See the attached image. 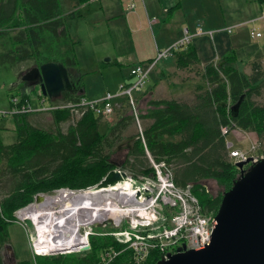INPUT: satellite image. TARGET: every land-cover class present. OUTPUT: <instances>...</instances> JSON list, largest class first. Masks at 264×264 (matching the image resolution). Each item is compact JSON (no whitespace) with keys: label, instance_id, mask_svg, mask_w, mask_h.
I'll return each instance as SVG.
<instances>
[{"label":"trees","instance_id":"1","mask_svg":"<svg viewBox=\"0 0 264 264\" xmlns=\"http://www.w3.org/2000/svg\"><path fill=\"white\" fill-rule=\"evenodd\" d=\"M86 1L76 0V5ZM255 1L264 10V0ZM74 15L72 12L68 16L73 18ZM60 27L64 35L62 38L67 37L58 0H0V43L6 46L2 50L4 52H0V63L9 64L16 72L24 71L25 66L21 65L28 60L34 63L33 66L55 61L67 68L73 67L75 62L72 58L66 56L57 60L49 53L56 51L51 41L57 38ZM8 30L17 32L11 35L12 32ZM41 51H47V54L41 55ZM172 54L180 69L190 68L196 62L192 50L173 51ZM226 64L219 67L210 65L204 74L199 75L204 85L196 87L191 102L154 101L151 103L154 109L148 115L141 116L153 120L142 131L150 157L155 162H163L171 170L177 186L190 185L202 209L213 214L217 212L221 197L199 199L196 193L201 189L200 181L214 180L227 191L238 175L231 160L226 161L228 151L221 127L233 123V128L264 137V107L250 100L252 92L258 93V88L264 84V73H259L254 66L252 75L248 77L232 66V58H228ZM76 89L81 90L80 82L76 83ZM242 95L244 99L238 113L236 117H231L228 107L221 104H233ZM80 97L73 92H64L60 99L66 102L76 101ZM27 114L14 115L17 132L15 143L4 145L0 140V183L6 189L0 200V245L8 243L6 229L14 218V212L31 203L35 195L58 188L92 187L115 168L117 165L111 161L114 152L109 148L105 150L106 146H110V130L121 131L131 121V116H126L115 127L106 124L107 132L100 134L98 127L104 122L91 111H83L77 117L68 111L58 110L52 113L56 124L71 121L65 134L57 130L53 135L32 127ZM144 144L140 142V136L135 137L132 147L125 154L123 165L118 167L125 170L127 159L131 158L132 162L128 164L131 176H152ZM89 243L90 249L83 253L42 257L39 264H99L105 249H122L109 236H90ZM161 257L162 253L152 251L148 257L150 260L143 264H155ZM0 264H3L1 255ZM110 264H132L129 251L120 252Z\"/></svg>","mask_w":264,"mask_h":264},{"label":"rangeland","instance_id":"2","mask_svg":"<svg viewBox=\"0 0 264 264\" xmlns=\"http://www.w3.org/2000/svg\"><path fill=\"white\" fill-rule=\"evenodd\" d=\"M204 1L205 0H188L186 2L185 0H183V5L188 4L191 10L193 9V4H196L195 12L197 19L202 20L201 22L198 21V23L195 22L194 24H188L186 28L191 33L196 29V25H200L205 31H214L218 29L232 27L235 24L239 25L249 20H254L259 14V8L256 4V1H253V3L247 2L246 0H229V2L225 1L221 7L225 13L226 20H233L235 18L240 19L234 21L235 24L231 23L233 25L229 24L224 25L220 28H215L214 26L216 24V18L212 16L214 15V10L216 11L215 7H217L218 4L215 3V1L213 0L215 9H212L211 11L207 12L206 24L204 22L205 19L201 16V11L197 9L198 4L200 3V5H203ZM131 2L132 0H103L98 4L90 6L89 10L91 11V14L90 16H85L84 12H86V9L88 7L85 8L84 5L83 7H76V0H58L59 11L63 16L62 19L65 24L67 37L62 38L64 37V35H62L60 27L57 32V38H52L51 41V44H53L52 47L56 51H49V53L53 54V57L57 60H60L62 57L65 58L66 56L74 60L75 65L71 68H68V70L71 75H74L78 79V82H80L81 89L85 96L84 98L86 99H89L91 101L100 100L107 93H110L111 95H116L119 92L120 85L123 82L133 80V77L130 76L131 69L135 65L143 63V61L146 60L145 58L147 57L140 58V54L149 55L152 61L157 57L158 51H164L165 49H168L176 43L175 42L164 49L156 50V46H160V42L158 40V44H155V27L152 25V27H149L146 22H141L144 17H140L139 19L136 18V16L129 17L127 11L130 8L126 10V7ZM207 4L210 5L209 0H207ZM132 5L133 7H136L134 8L135 10L132 11V13H137L139 7H137L136 1H133ZM72 7H74L73 11L75 12L74 18H70L66 15V13H68L72 9ZM153 9L155 10L156 7H153ZM103 10L104 15L102 12ZM235 11L239 13L235 14ZM248 17L254 18L248 20ZM217 21H220L219 17ZM261 21H255L253 24L249 23L248 26L238 27L231 34V37H234L235 35H238V33H242V45L240 46V48L236 49V51L242 52L239 55L240 57H238L236 54L234 62L235 67L242 72L243 68L248 67V73H246L248 77L252 75V69L254 68V66L259 73H264L263 61L259 62V60H251L254 63H250L251 65L249 67L248 58H246L245 53H243V51H248L250 54L255 55V51H264V45L261 46L264 42V37L260 38L259 40L251 39L249 36L250 28L257 26L260 27V24L263 23ZM142 23H144V25L141 27ZM8 31L12 32L11 35L17 32V30ZM261 33L263 35L264 31L261 30ZM1 44L2 47L0 46V52H4L2 50H4L3 48L6 49V46L3 45V42H1L0 45ZM133 46L135 51H137V55H135L133 59L129 60L127 58H117L119 57L118 55L125 56L127 55L125 54V52L133 51ZM139 47L145 48L146 51H139ZM42 54H47V51H41V55ZM261 54L264 55V52H261ZM171 58L167 57L156 62L155 67L151 71L152 73H149L148 79L146 81L147 84L145 83V85L141 88V91H144L146 89V86L150 87L151 83H155L158 81V79L154 78V75L156 76V70L160 67L161 63L166 62L168 60L171 61ZM27 62L26 64L23 63V65H21L25 66L22 70H25L26 67L30 68L34 64L30 60H28ZM237 62H239V64H237ZM195 76L199 77V75L196 74ZM17 83L19 82L16 78L14 68H12L7 63H0V113L9 112L18 103H23V97L21 96V87H23L24 85L23 83ZM196 83L199 85L198 82ZM173 86H176V94H178L179 96H187L189 92L193 89V87H195L192 86L190 83L184 82L178 85H176L175 83L173 84ZM38 95V88L30 92L29 98L32 110H39L42 106L40 101L38 100ZM15 97L17 98L18 103L12 105L11 100H13ZM250 100L255 105L264 107V84L260 88H258V93L252 92ZM46 102L48 103L49 100L46 99ZM46 104L44 106H46ZM154 107L155 106H152V109H154ZM143 111L145 110H141L138 104V123L133 119L130 108L123 103V107L115 110L114 114L110 118L106 119L105 117L100 116L101 120L104 123L101 122L99 124V133L103 134L107 132V125L115 127V125L121 123V120L124 117L131 116V121L129 120L128 123L133 122L136 129V134L137 136H139L140 130L143 131L147 123L145 120H143V118H141V116L144 115L142 113ZM53 112L54 111L47 113H39L40 115L35 118L28 117V119H30L31 126L42 129L44 130V132L46 131V133H53V135H56L57 130L61 134H65L67 132V125L70 123L71 119H69L68 122H60L56 124V121L54 120L52 115ZM11 119H14V117L9 114H6L5 116H2L0 118V126L4 129V132H2L0 129V137L1 141L6 145L12 144L17 141V132L14 131V122ZM138 124L140 125V130L138 128ZM120 130L121 131H118V129H114L113 131L110 130V138L108 141L110 143V146H106L105 144V150L109 148V151L114 152V154H112L111 161L117 166L123 165L126 159L125 154L132 147V144L135 140V137L132 138V135H128L126 132H124L125 128L123 130ZM232 131L237 133L241 137H234L233 135H230ZM248 133L249 132L243 130L241 131L240 129L236 128L230 130L225 136L226 141L229 144H233L230 150H240L242 152H245V155H252L253 153L247 152L250 151V146L253 144V146L255 147L256 154L263 155L262 157H264V137L256 136V142L250 143L247 139ZM249 137L252 138V134H250ZM141 140L142 139L140 137V142ZM227 153L225 155H227ZM228 159L230 160V158L228 157L226 161H228ZM127 160L128 164H131V158ZM147 160L148 164L150 165L148 157ZM250 163L253 162L251 161ZM1 164L5 165V162H2ZM128 164H126L125 170L130 174V172L132 171H130V167ZM0 187H4L3 183H0ZM200 187L201 189H199L196 194L201 200L208 198L214 199L219 196L221 197L224 191L222 186H220L216 181L210 179L200 181ZM4 193H6V189H0V200L4 196ZM39 194L52 195L53 191L40 192ZM59 201L60 199H58V202ZM61 202V204H63L65 202V199ZM80 203L81 202L78 201V205H80ZM61 204L59 205V208L57 207L56 209L60 210ZM67 212H69V210ZM77 213H79V211ZM26 225L30 229H32L31 225L28 222H26ZM93 230L110 231L113 230V228H110L109 226L105 228H103L102 226H98V228H95ZM6 231L9 239L8 243L0 245V255L3 264H18L19 262L23 261H27L29 262V264H34L25 233L26 231L21 228V226L14 223L13 219H11L10 223L7 225ZM65 255H56L52 256L51 258ZM148 257L146 259L147 261L150 260ZM41 262L42 259L40 257L35 259V264H39Z\"/></svg>","mask_w":264,"mask_h":264},{"label":"built area","instance_id":"3","mask_svg":"<svg viewBox=\"0 0 264 264\" xmlns=\"http://www.w3.org/2000/svg\"><path fill=\"white\" fill-rule=\"evenodd\" d=\"M132 6L130 5V8ZM261 19H264V10L259 18L245 22L242 25L253 24ZM230 30L231 28L205 31L200 25H196L193 33L185 29L183 37L168 49L158 51L154 60L135 65L130 71L133 80L123 82L116 95L107 93L102 99L93 101L84 97H80L76 101L64 102L60 100L46 106L42 101L39 110H32L30 103L27 101L18 103L15 97L11 100L12 105L18 104L11 111L0 113V116L66 110L77 117H80L83 111H91L94 115L108 119L114 114L115 110L122 108L124 103L130 108L133 119L139 123L135 94L145 85L156 62L172 56L173 51L189 45L195 37L204 35L212 39L216 32L229 33ZM249 36L251 39H259L262 37V33L258 28L253 27L249 30ZM38 99L45 98L38 95ZM233 127V123L222 126L221 134L225 137ZM138 128L140 130L139 124ZM139 136L144 144L141 130ZM231 147L232 144L226 142L228 157L233 165L246 162L248 159L255 163L263 156L256 154L253 144L250 146V151L247 152L253 153L252 155H245V152L240 150H230ZM144 148L150 161L152 176H137L135 178L151 193V197L148 199L138 201L135 192H130V203L126 204L122 203L118 197V192L122 191L121 188L114 190L102 189L103 191L98 190L91 196L83 198L82 203L77 207L69 206L68 209H64L63 213H53L48 217H42L46 214L39 215L41 222L36 220L37 216L26 213L36 204L34 199L14 213V223L26 231L34 264L35 259L39 257L83 253L90 249V236H109L122 246L120 251H115L112 248L102 251L99 264H110L124 250L129 251L132 264H143L152 251L162 253L161 258L166 259L167 253H175L182 245H184L185 250L198 251L209 244L212 231L216 225V213L213 214L212 211L205 212L192 193L191 186H177L173 181L171 170L163 162H155L147 152L145 144ZM126 174L131 175L128 172ZM90 188H58L53 190L52 195L40 194V197H58L62 195L64 198L69 199L73 193L83 194L89 191ZM88 200L94 201L97 205L87 206ZM91 208L97 213H89ZM67 210H69L68 213H66ZM104 210L109 213H102ZM78 211L79 213H77ZM37 214L35 213V215ZM89 215H91V221H89ZM77 218L80 225L74 228L73 223ZM26 222L31 225L32 229L26 225ZM93 224L103 228L109 226L113 230L97 232L93 230L95 229L92 227ZM54 242L56 244L61 242V244L56 245Z\"/></svg>","mask_w":264,"mask_h":264},{"label":"water","instance_id":"4","mask_svg":"<svg viewBox=\"0 0 264 264\" xmlns=\"http://www.w3.org/2000/svg\"><path fill=\"white\" fill-rule=\"evenodd\" d=\"M31 91L38 88V94L57 100L64 92H72L76 85L68 68L61 62L50 61L29 68L18 76ZM17 83V84H19ZM82 91V90H81ZM242 95L228 107L231 117H236ZM235 164L238 177L231 187L222 193L215 215L216 225L209 244L202 250H185L184 245L175 253H167L155 264H264V157L255 163ZM135 192L138 201L148 199L151 193L134 176L115 166L89 190L90 192L125 187ZM40 194L34 202H39ZM97 228V224L92 225Z\"/></svg>","mask_w":264,"mask_h":264},{"label":"crops","instance_id":"5","mask_svg":"<svg viewBox=\"0 0 264 264\" xmlns=\"http://www.w3.org/2000/svg\"><path fill=\"white\" fill-rule=\"evenodd\" d=\"M102 1L103 0H87L83 4H80V5L75 4V6L83 7L84 5L85 8L88 7L86 9V12H84L85 14L84 13L83 14L85 16H88V15L90 16L91 11L89 10V7L95 4H98L99 2H102ZM133 1H136L137 7H139V10L137 11V13H132V11L135 10L134 8H136L135 6L134 7L132 6L130 8V5H132ZM185 1L187 2L188 0H185ZM214 1L215 3L218 4V6L215 7L216 11L214 10V15L212 16L216 18V24L214 26L215 28H220V27H223L224 25H229L231 23L235 24L234 21L240 19V18H235L233 20H228V21L226 20L225 13L222 10L221 6L225 1L229 2V0H214ZM214 1L209 0L210 5L207 4V0L203 2V5H200V3L198 4L197 9L201 11V16L205 19L204 22L206 24H207V16H206L207 12L211 11L212 9H215ZM246 1L253 3V1L255 0H246ZM230 3H233V2H230ZM256 4L258 5V8H259V14L256 17L259 18L262 14L263 9L261 10L259 3H256ZM153 7H156V9L154 10ZM73 8L74 7H72V9L68 13H66L67 16L70 13L74 12ZM127 9H128L127 14L129 15V17L136 16V18L138 19L140 17H144V19L141 20V22L142 21L146 22L149 25V27H152V26L155 27V36H156L155 44L157 43L158 40L160 42V46L159 45L156 46V50L164 49L172 45L173 43L179 41L183 37L184 30L187 29L186 27L188 26V24H194L195 22L198 23V21L200 22L202 21L201 19H197L196 12H195L196 4H193V9L191 10L188 4L183 5V0H145V2L144 0H132V2L129 5H127L126 10ZM102 12L104 15V10ZM236 13H239V12L235 11V14ZM217 16L220 18V21H217L218 20ZM61 17H63L62 14H61ZM252 18L254 17H248V20ZM151 19H155V20H151ZM261 20H257V21H261ZM263 20L261 21L263 23L260 24V27L259 26L256 27L259 29L260 32L261 30L264 31V29H262L264 28ZM242 24H239V25L235 24L232 27H228V28H231L229 33L222 32V31L216 32L212 39L204 35L195 37L189 45L175 50V51L192 50L195 53L196 62L192 64L190 68L180 69L177 65L175 55H172L171 57L173 58L169 57L171 58V61L168 60L166 62L161 63L160 67L156 70V73H155L156 76L154 75V78L158 79V81L155 83H151L150 87L146 86V89L144 91L140 90L135 94L136 99H137V104H139L140 109L145 110L142 113L144 115H148V113H150V111L153 110L151 103L154 101L186 100L188 102H191V100L193 99L194 90L196 89V87L204 85L203 84L204 80L200 76L201 74H204L205 69L208 66L212 65L214 67L215 66L219 67V66H224V64L227 65L226 60L228 58H232V63H233L232 66H235L234 58L236 54L238 57H240L239 55L242 52V51H236V49L240 48V46L242 45L243 38H242V33H238V35H235L234 37H231V34L238 27L248 26V24H245V25H242ZM143 25L144 23L141 24V27ZM218 30H222V29H218ZM218 30H214V31H218ZM137 33H138V30H137ZM263 37H264V33L261 38ZM263 45H264V42L262 43L261 46ZM139 51H146V49L139 47ZM261 52H264V51H260V52L255 51L256 54L252 55L248 51H243V53H245L246 55V58H248L249 67L251 65L250 63H254L251 60H259V62L263 61V64H264V55L261 54ZM125 54H124L125 56L118 55L119 57L117 58H127L131 60L133 59L135 55H137V51H135L134 46H133V51L125 52ZM142 57H147L145 58L146 60L143 61V63L151 61L150 56L147 54H140V58ZM237 64H239V62H237ZM247 68L248 67L243 68V72L245 73V75L246 73H248ZM28 69H25L22 72L14 71L16 74V78H18L20 74L26 72ZM195 74L200 75V76L199 77L195 76ZM183 82L190 83L192 86H195L189 92L187 96H179L178 94H176V86H173V84L175 83L176 85H178ZM196 82H198L199 85ZM81 90L78 91L77 94H79L81 97H85L83 94V91ZM29 91L30 90L27 89L26 86L21 87V96L23 97L22 98L23 102L27 101L30 103V98H29L30 92ZM72 92L74 93V91ZM46 99L47 98L41 99V100L38 99V100L40 101V103L44 101V104H46L47 103ZM48 100L49 102L46 105L52 102L60 101L61 99H57V100L48 99ZM34 113H36L37 115H34ZM34 113H28L26 117L35 118L40 115L39 113H47V112H34ZM11 120L14 122L13 127H14V131L16 132L15 120L14 119H11ZM143 120L147 122L146 126L150 125L153 122L152 118H148L147 116H145ZM0 129L2 132H4V129L1 126H0ZM124 132H126L128 135H132V138L137 137L136 129H135L133 122H130V124L126 125ZM250 134L252 133L250 132L248 133V138H247L248 141L250 143H255L256 142L255 134H252V138L249 137ZM230 135H233L234 137H241L240 135H238L237 133L233 131L230 133ZM0 140H1V137H0ZM225 140H226V137H225ZM2 144L4 143L2 142Z\"/></svg>","mask_w":264,"mask_h":264},{"label":"bare ground","instance_id":"6","mask_svg":"<svg viewBox=\"0 0 264 264\" xmlns=\"http://www.w3.org/2000/svg\"><path fill=\"white\" fill-rule=\"evenodd\" d=\"M129 186H130L129 184H126L125 187H122L121 188L122 191L121 192H118V197H119V199H120V201L122 203H126V204L127 203H130V199H131L130 192L131 191L129 190ZM104 190H106V189H104ZM96 192L97 191L90 192V190H89V191H86L83 194L73 193V195H71V196L69 195L70 196L69 199L64 198V196H62V195H60L58 197H53V196L43 197L42 196V197H40L39 202H37L33 206V208H31L26 213H29V215H31V216H37L36 217V220L38 222H41V217H40L41 215L46 214V215H43L42 217H48V216H50L53 213H63L64 209H68L69 206L77 207L78 206V201H80L82 203L81 200L83 198H86V196H91L93 193H96ZM58 199H60L59 202H58ZM64 199H65V202L63 204H61L62 203L61 201L64 200ZM59 203L61 204L60 210L56 209L58 207V205H60ZM88 205L96 206L97 204L94 201H89L88 200L87 206ZM46 209H48V210L46 211ZM35 213H38V214L35 215ZM66 213H68V212H66ZM89 213H97V212L93 208H91V210H90ZM102 213H109V212L107 210H104ZM89 221H91V215H89ZM79 225H80L79 224V220L77 218L74 221L73 226H74V228H77ZM54 244H56V243L54 242ZM57 244H61V242H59V243L57 242Z\"/></svg>","mask_w":264,"mask_h":264},{"label":"flooded vegetation","instance_id":"7","mask_svg":"<svg viewBox=\"0 0 264 264\" xmlns=\"http://www.w3.org/2000/svg\"><path fill=\"white\" fill-rule=\"evenodd\" d=\"M72 76V79H73V81H74V83H75V85H76V83H78V79L74 76V75H71ZM74 93H76L77 94V89L75 88L74 90Z\"/></svg>","mask_w":264,"mask_h":264},{"label":"clouds","instance_id":"8","mask_svg":"<svg viewBox=\"0 0 264 264\" xmlns=\"http://www.w3.org/2000/svg\"><path fill=\"white\" fill-rule=\"evenodd\" d=\"M227 142V141H226ZM235 166V165H234Z\"/></svg>","mask_w":264,"mask_h":264}]
</instances>
